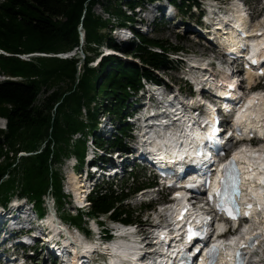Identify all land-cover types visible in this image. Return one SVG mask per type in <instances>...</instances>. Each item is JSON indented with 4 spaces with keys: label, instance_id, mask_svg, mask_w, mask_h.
I'll return each instance as SVG.
<instances>
[{
    "label": "trees",
    "instance_id": "obj_1",
    "mask_svg": "<svg viewBox=\"0 0 264 264\" xmlns=\"http://www.w3.org/2000/svg\"><path fill=\"white\" fill-rule=\"evenodd\" d=\"M154 1L158 0H0V51L4 53L0 54V74L18 78L0 82V117L6 121L5 131L0 130V205L5 206L15 195L25 197L41 215V197L50 195L56 209L62 208L66 201L56 166L70 156L80 166L86 136L97 148L127 150L124 116L130 98L143 80L159 82L153 71L173 70L165 52L181 50L132 28L134 9ZM169 1L181 14L197 5V0ZM95 6L114 23L94 14ZM114 27H126L131 32L124 46L110 37ZM79 28L83 38V62L79 66L76 54L68 59L18 58L77 50ZM102 46L132 61L105 56L90 67ZM99 113L114 122L111 139L95 134ZM76 134L80 137L72 139ZM19 152L28 155L16 157ZM131 179L130 191L125 180L117 190L96 186L87 197V212L66 214L63 219L85 233V216L104 215L123 224L140 223L141 215L123 202L153 182H142L136 176Z\"/></svg>",
    "mask_w": 264,
    "mask_h": 264
},
{
    "label": "bare ground",
    "instance_id": "obj_2",
    "mask_svg": "<svg viewBox=\"0 0 264 264\" xmlns=\"http://www.w3.org/2000/svg\"><path fill=\"white\" fill-rule=\"evenodd\" d=\"M227 15L221 16L216 19V24L213 27V38L218 43L221 50L228 52H233L238 55L239 50L245 47V50L241 53L242 58L254 59L255 61L264 60V16L257 19L255 23L247 22V16L238 4H233L230 6ZM179 25V24H178ZM180 26V25H179ZM183 28V27H181ZM186 28V27H184ZM221 30V32H219ZM236 31L242 33V37L236 35ZM121 34H123L121 32ZM240 57V56H239ZM25 56L24 59H27ZM191 69L199 76H202V80L205 79V74L201 73L200 68L196 67V64L191 67ZM219 74H224L220 72ZM223 77V75H221ZM208 78V77H207ZM205 79L208 80L204 82L206 87L215 89V79ZM228 78V77H225ZM224 78L225 83L232 84L228 79ZM11 79L4 75L0 76V82L3 80ZM251 79L248 80L250 82ZM233 97V92L229 94ZM233 118V123L235 127L241 128L243 131L246 129L255 132L258 136L264 134V92H256L251 96L247 97L242 102V108L231 115ZM175 120L177 124L180 125L178 121L184 123L185 118L182 115L180 118L172 119ZM151 123V122H150ZM165 124V123H164ZM170 122V126L166 127H153L151 135L146 137L145 142L148 143L149 150L161 147L162 149H170L173 152H177L178 155H183L186 153L185 150L174 149V137L180 138L178 143L183 144V146L188 142V138L181 135L180 132L174 135L173 129L177 124ZM6 121L4 118L0 117V130L5 131ZM180 128V126H179ZM190 133V132H187ZM174 136V137H173ZM174 149V150H173ZM165 157V156H164ZM237 162L239 168V179L241 187V201L246 204H251V209L249 210V224L243 230L241 236L231 239L228 242L214 243L215 246L220 248L222 256L219 260V264H231L233 260L232 248L237 244L245 243L249 236H255L258 239V246L249 250L252 253L253 261L264 262V146L259 149L245 150L243 152L237 153L232 156ZM218 162L215 168L218 166ZM218 177V176H217ZM216 178V177H215ZM70 186L72 188L74 198L79 203L81 197L86 190L84 186V181L77 180L76 176L72 173L70 174ZM216 188L215 184H212L210 189ZM211 191V190H210ZM209 191V192H210ZM165 209V208H164ZM170 208H166V213L169 214ZM164 213V210L161 212ZM199 219V218H198ZM200 221V220H199ZM222 225L216 223L217 229ZM105 251L112 254L113 259H110L113 263L121 262L122 260H128L132 253L136 250V246L132 242H122L117 241L108 246L104 247ZM69 264H75V259L72 258Z\"/></svg>",
    "mask_w": 264,
    "mask_h": 264
},
{
    "label": "rangeland",
    "instance_id": "obj_3",
    "mask_svg": "<svg viewBox=\"0 0 264 264\" xmlns=\"http://www.w3.org/2000/svg\"><path fill=\"white\" fill-rule=\"evenodd\" d=\"M248 6L252 9V14H253V19L257 20L260 19V15L261 13H264V0H249L247 1ZM165 6V5H164ZM156 6H148V5H144L143 6V10L140 11L139 13H137L134 18L133 21L134 23L132 24V27H134V29L138 28V21H142L144 22L143 25H145V28H141L140 30L145 34V36L149 37V38H154V39H160L163 41H166L167 44L171 45V46H176L178 48L181 49V51H183L185 54H183V56L191 58L192 54H202L204 56L210 55L208 53V51L204 48L201 47L197 44H195L194 42L190 41L185 35H181L182 29L185 30L184 27H189V23L195 21L196 18V13L194 12V10H190L189 13H187L185 16L181 15L179 12L176 13V11L174 9L171 8H167L168 12H166L164 15L161 14V12L159 10H157L155 8ZM92 11L94 14L100 16V18L102 20H109V23L112 24L114 23V19H112V17H107L106 14L102 13V11L100 10V8H98L97 6L92 8ZM135 12H137L135 10ZM174 15H176V18H172ZM182 16V17H181ZM172 19H174L172 21ZM151 23L154 24V28L151 26ZM180 26H179V25ZM175 25V27L173 26ZM183 27V28H181ZM104 32V31H101ZM112 33V32H111ZM179 34V35H177ZM115 40L120 42L121 46H124L125 44V37H122L120 35L119 36H114ZM78 57L80 58L81 56L78 55ZM78 65V63H77ZM79 66V65H78ZM180 66V65H179ZM174 67L178 68V65L174 62ZM176 72L178 73V69L176 70ZM158 75L162 78H167L170 81V84H174L177 85L182 92H186V86L182 84L181 81H178V79L175 77V75H177V73L171 71V73L169 74V76L167 74H163L162 72H157ZM3 74H0V76ZM173 75V76H172ZM165 76V77H164ZM260 84H258L257 88H259ZM41 99V96L38 97V100ZM133 99H131L132 101ZM137 105L136 104H130V107L127 108V112H131L133 109H135ZM105 119V116H104ZM105 122V121H104ZM103 122V124H104ZM114 125H112L113 127ZM108 130L110 129L109 127L107 128ZM90 155V154H89ZM16 157H18V154H16ZM67 159H63L62 163L56 166V170L59 173V177L61 178V190L64 192H73L72 188L70 186V174H71V170L70 168H68ZM77 169H79L78 165L75 166L73 168V171L76 172ZM136 176L139 178L140 181L142 182H149V180L151 179L148 176V173L145 171H142L140 169H134L131 177ZM130 176L125 177L124 179H126V188L130 191L131 188L133 187V181L129 178ZM77 180H81L79 177H77ZM123 179V180H124ZM117 183L114 185L115 187H113V189L117 190L119 188L120 185V181L116 180ZM97 186H103L104 184H98ZM66 197V195H65ZM12 198V197H11ZM156 199V197L154 196V194H144L141 195L140 193H137L134 196H130L129 198H127L123 204L127 205L131 210L135 211V213L140 214L142 217L140 219V222L142 223L144 221V216H149L148 220H146L144 223L150 224L153 220V217L155 216L156 211H147L145 210V205L146 202L150 199ZM68 200L65 198L66 204H64L62 206V208L56 209V214L58 215V217H60V219L65 222L68 223L67 221H65L63 219V217L66 214H70L72 211L71 205L69 204ZM54 208H56L54 206ZM36 214L38 216L39 212L36 211ZM29 217H31V215L29 214ZM95 221H99L100 219H94ZM103 220V219H102ZM144 225H139L137 228H142ZM80 231H82L81 228L77 227ZM83 232V231H82ZM89 236V235H88ZM92 237L89 236L88 239H91ZM43 253H39L37 256H35L33 258V260H36L35 262L33 261V264H44L46 263L47 259H43ZM44 260V261H43ZM43 261V262H42Z\"/></svg>",
    "mask_w": 264,
    "mask_h": 264
},
{
    "label": "water",
    "instance_id": "obj_4",
    "mask_svg": "<svg viewBox=\"0 0 264 264\" xmlns=\"http://www.w3.org/2000/svg\"><path fill=\"white\" fill-rule=\"evenodd\" d=\"M80 43L79 45L82 43V36L80 35ZM39 57H54V56H41V55H38ZM82 61H83V58L81 57L79 60H78V65H81L82 64ZM75 77L77 78L78 77V72L75 74Z\"/></svg>",
    "mask_w": 264,
    "mask_h": 264
},
{
    "label": "snow or ice",
    "instance_id": "obj_5",
    "mask_svg": "<svg viewBox=\"0 0 264 264\" xmlns=\"http://www.w3.org/2000/svg\"><path fill=\"white\" fill-rule=\"evenodd\" d=\"M249 207H251V206H249ZM237 211H238V210H237ZM231 218L235 219L236 217H235V216H232ZM238 256H239V254H238Z\"/></svg>",
    "mask_w": 264,
    "mask_h": 264
},
{
    "label": "built area",
    "instance_id": "obj_6",
    "mask_svg": "<svg viewBox=\"0 0 264 264\" xmlns=\"http://www.w3.org/2000/svg\"><path fill=\"white\" fill-rule=\"evenodd\" d=\"M65 57V56H64Z\"/></svg>",
    "mask_w": 264,
    "mask_h": 264
}]
</instances>
